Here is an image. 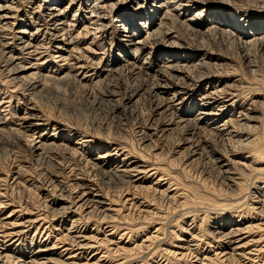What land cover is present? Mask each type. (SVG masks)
I'll list each match as a JSON object with an SVG mask.
<instances>
[{
	"label": "rangeland",
	"instance_id": "obj_1",
	"mask_svg": "<svg viewBox=\"0 0 264 264\" xmlns=\"http://www.w3.org/2000/svg\"><path fill=\"white\" fill-rule=\"evenodd\" d=\"M57 1L61 3L60 6H63L66 0ZM94 1L76 0L71 7L66 8L65 18L70 19L75 12L80 17L83 10L86 15H89V10H92L91 6ZM131 1L119 2V0H116L111 14H108L110 17L109 22L115 20L117 15L122 14H128L130 18L134 17L135 24L140 18L144 17L146 19L151 15L155 28L161 20H165L167 26L171 22V30L175 36H178L171 38L179 44L174 48L177 49V53H181V55H191L193 53L192 55H194L197 51L194 45H203V48H205L203 52L207 54L206 57H202L204 61L209 64L221 63V65L213 68L212 66H204V69L200 72H185L184 79L188 83L193 82L194 85H190L188 88L190 90H187L191 94L189 96L192 99L195 98V101L199 104L203 92L214 85H225V89H229V92L236 95L228 99L227 107L222 108L223 115L217 122L238 118V111L242 107L249 108L253 120L246 122L242 126L243 129L239 127V130L243 132L241 142L239 144L231 142L230 144L224 138H220L224 139L220 140L219 137L210 136L209 132H206L207 130L202 127L197 128L198 130L193 129L197 134L190 137L184 125L179 124V127L178 124L175 125L174 123V120L177 119L175 117L180 113L185 114L188 111L190 118L197 116L198 107L190 105L188 100H185L181 107L155 110V99L150 96L148 90L152 81L154 82L156 79L155 70L164 62L161 61V56H157L155 52L152 53V49L149 48L150 44H147L148 46L144 52H139L132 59L137 66H141L143 62H146L142 65V68L149 65L150 69L148 68L147 72H149L150 77L152 76L151 81L147 80L146 82L149 86L141 90L131 102H126L124 99L120 100V96L113 95V92L119 90L122 92L123 87H133L139 83L138 81L134 82L129 75V66H123L126 65V60L130 59L134 45H129L131 43L122 40L124 36H122L123 32L120 28L117 32L108 31L104 36L97 34L99 37L92 45L88 43L91 41L90 38L86 37V39L85 36H82L84 33L76 35L75 30L74 33H69L72 37H78V39H75L76 41L72 38L69 39L68 33L65 34L63 38L66 39V42L73 40L75 45L78 44L76 46L78 49L72 51L70 55V57L73 55L77 61L79 60L78 64H74V58L63 64L57 61L56 58L51 57L50 41L52 36L36 34L35 40L39 44L46 35L44 40L50 50L48 51V62L41 66L39 81H36V83L31 81L32 84L28 83L27 80L17 82L12 80V83L4 76L5 72L0 70V121L3 123V126H0L3 127L0 131V193L2 194H0L2 196L0 202H3L1 205L3 207L0 208V217L7 216L12 209H21L20 212L14 214L12 219L16 218L21 212V215L19 214L21 217L34 218L46 215V220L37 223V225L41 224L39 225V232L34 236V242L31 243L30 240L34 232V229H31L27 238H25V246L30 247L31 244L32 248H35L39 244L38 241L43 242V244H52L57 234L62 230L64 232V229L70 225L69 217L62 218L59 215L54 217L52 214L50 203L59 197V192L53 193V188L60 184L63 188V195L67 196L76 183H91L93 185L91 193L95 194L97 192L100 199L105 202L104 207L109 208L107 212L109 217L100 220V216L93 214L89 220L85 221L86 215H84L78 229L81 228V232L87 235L95 234L97 238L102 239L103 244L95 247V252H90V250L87 252L73 251L70 255H75V257H71L70 261L72 260L75 264H83L86 261L89 263L94 262L100 256L102 260L100 259L97 262L98 264H164V259H169L168 261L171 262L175 261L172 262L174 264H191L193 263L192 260L177 259L178 257L175 256L173 258V252L171 253V251L176 250L177 246L182 243L181 239L189 238L191 232L197 233L203 240L199 242L196 250L199 256L208 252V250L211 253L218 251L216 250L217 242L210 240L211 237H209L208 231L212 229V225L224 221L234 223L237 218L241 219L243 226L248 225L250 227L249 233L242 235L243 237L246 236L243 241L257 240L260 236L264 239V205L260 208V215L255 213L254 210H250L249 213L245 211L250 208L249 204L254 203L255 205L254 200H264V195H261L264 193V164L261 160L257 161L254 160L253 156L250 157L249 151L252 147L251 144L246 145L249 139H262L264 135V86L259 77L256 80L248 72L249 67L246 65V61L243 62V59L240 58L239 50L231 39L218 34L194 38V36L189 35L187 30L183 29V31L178 22H189L188 17L202 7L205 10H207V7H211L212 11L210 9V13L208 10L203 12L209 15L213 13L214 9L217 11L226 10L228 13L244 11L253 20L257 16L264 17V5L257 4V0H204L187 12H179V10H174L176 0H173L169 6L170 15L166 20V18L160 17L165 9L159 7L160 2L163 0H149L150 4L154 3V9L150 8L148 11L146 8L151 5H147V0H138V3ZM117 2L119 3L117 4ZM53 3L51 1L47 4L52 5ZM14 4H17L15 7V10H17L15 24L11 25L14 33L21 29L29 30V26L31 29L32 23H30L28 15L35 4L27 6L26 3H22L20 0H14L10 5ZM141 4L145 7L138 10L137 6ZM139 14L142 17H139ZM84 23L82 21L81 26L86 25ZM208 24L207 22L203 27L205 28ZM46 26H49V24H46ZM135 27L136 29L132 31L134 34L133 41L140 37L141 33L145 36L144 31H148L150 24L145 28L142 24H137ZM72 28L74 29V27ZM16 35L14 34L13 37L10 31L0 32V41L3 44L5 43L4 45L7 47L0 48V68L6 60L4 51L10 49L17 58L14 61L15 64L18 63L17 65L26 67L30 65L28 61H32L26 58V55L20 53L22 50L20 51L17 47L20 40ZM151 41L152 39L149 42ZM124 42L128 43L124 48L125 50L119 48L121 43ZM158 42V44L151 46H157L156 48L160 45L163 46V43ZM88 46H91L93 50L84 49ZM70 48L71 46L67 50ZM156 48L155 51L159 53L160 50L158 51ZM39 49L41 50V48ZM258 54L253 51L251 57L255 61L257 74L264 80V56ZM211 56L219 57L220 60H214ZM195 62L197 61L191 58L184 64L189 66L191 70V65ZM211 70L214 75H210ZM225 71L232 72L228 78L224 77ZM205 73L206 76L208 73L209 77L199 79V75ZM140 77L143 78L140 75L137 79H140ZM28 86H30V89H28ZM170 92H163L161 95L164 98H169V96L171 97ZM180 92L179 94L183 93ZM183 94L182 96L185 97ZM30 108H34V112L40 114L44 122L41 130L34 135V139L37 140L36 136L42 134L43 139L47 140L57 132L54 136L58 137L53 139L60 143L66 139L67 133H69L72 135L67 144L72 145L77 137L84 136L89 140V144H85L82 148L86 152L85 156L87 158L83 157L86 159L92 158L93 160H96L97 156L107 151L111 152L112 148L116 149V147L123 146L124 150H129V155L133 161H140L141 164L148 165V168H159L158 174L141 181L136 191L130 188L128 192L124 190L125 185L116 179L107 181V179L98 176H90L89 178L87 169L83 165L87 164L89 166L91 162L87 163L84 160H81V164L77 163L76 168L74 166L73 172H68L69 168H66L65 172H59V174L58 171L60 170L55 169L51 161L38 163L39 161H36L38 151L31 153L28 146L29 141L16 131V128H18L17 123L20 121L19 117L25 111L31 110ZM219 108L216 109L221 110V107ZM232 124L235 126L234 123ZM181 127L184 129H181ZM243 138L245 139L243 140ZM53 139H48V141ZM246 139L248 140L246 141ZM190 141H199L198 144L200 145L198 147L200 149L193 152L194 149L190 148L189 145ZM46 154L51 158L57 156L52 149ZM242 163H245V166ZM223 170H228L229 173H221ZM161 175L164 180L157 190L169 188L167 191L168 196L163 195V198L162 195L159 196L157 192H153L150 188L147 189L148 186L155 187L153 182ZM224 175H229V178L224 177ZM88 178L91 180L88 181ZM119 185L121 186L120 189ZM44 197H47L46 200H44ZM124 200L125 202H123ZM237 201L238 203H235ZM64 202L66 203L67 199L66 201L63 200ZM133 202L135 207L132 204ZM63 203L57 207H62ZM237 204L242 206L236 207ZM136 205L138 208H136ZM256 211H259V209H256ZM94 215L97 217L95 218ZM243 217L245 220H243ZM229 228L230 226L226 230H229ZM207 242H211L210 247L205 244ZM254 244L255 246L250 244L246 248H261V250H264V242H261L259 247L256 246L257 243ZM117 247L122 248L120 251H116V254L114 251ZM261 253L259 254L260 261L256 264L264 263V251ZM51 256L58 257L57 254ZM66 256L64 255V257ZM163 257L165 258L163 259ZM237 262L239 261L229 259L225 263L240 264ZM249 264H253V262Z\"/></svg>",
	"mask_w": 264,
	"mask_h": 264
},
{
	"label": "bare ground",
	"instance_id": "obj_2",
	"mask_svg": "<svg viewBox=\"0 0 264 264\" xmlns=\"http://www.w3.org/2000/svg\"><path fill=\"white\" fill-rule=\"evenodd\" d=\"M13 1L14 0H3V1L0 0V32L5 33V31H10V34L13 35V37L14 34H17L18 36L17 35L16 36L20 40V42L17 43L18 45L17 47H19L18 49H20V51L22 50L20 53L26 55V58H29V60L32 61H28L30 65L26 67L17 65L18 63L16 64L14 63V61L17 58L14 56L11 49L8 51H4L5 53L4 55H6V60H5V64L0 68V70L2 72L3 71L5 72L4 76H6L10 82H12V80L15 82L21 80H27L28 83L29 82L32 83L31 81H33V83L39 81V78L41 77L40 70H42L41 66L45 65L48 62L47 61L49 56L48 51H50L48 48V44H46L44 40L46 35L52 36L50 41L51 57H54L56 58L57 61H60L63 64H65L68 63L66 62L67 60L74 58L73 55L72 57H70V55L72 54L71 52L76 51V49H78V47H76L78 46V44L75 45V42L73 40L70 41L68 40V42H66V39L63 38L65 34L67 35L68 33V37H70L69 39L72 38L75 40L76 38L78 39V37L77 36L72 37L70 36L69 33L71 34L74 33V30L76 35H80L81 33H84V35L82 36H85V38L86 37L90 38L91 41L88 43L92 45L93 43H95L94 41L97 39V37L106 35L108 31L117 32L119 31L120 28V30H122L123 32L122 36H124L122 40L131 43L129 45H134L132 54H130V59L126 60V65L123 66L125 67L129 66L130 68V69L128 68L129 75L133 78L134 82L138 81L139 83H137V85L133 87L132 86L123 87L122 92L119 90L117 92H113L112 93L113 95L120 96L119 98L120 100L124 99V101L126 102H131L133 98L137 94H139L141 90H144L146 89V86L147 87L149 86L146 83L147 80L151 81L152 79L151 78L152 76L150 77L149 72H147V69L148 68L150 69L149 65L142 68V65L146 62H143L141 66H137L134 64L132 59L135 56H137L139 52H144L148 46L147 44H150L149 48L152 49V53L155 52L157 56L158 55L159 57L161 56V61L164 62L163 65H161L159 68L155 70L156 79L154 82L152 81L148 90L150 96L155 99V105H154L155 110L156 111L159 109L169 110V108L172 107H179V106L181 107L183 103H185L184 101L188 100L190 105L198 107L197 116H195L194 118H190L189 113H187L188 112L187 111L185 112V114L180 113L179 115H177L175 117L177 119L174 120L175 122L174 121L173 122L175 123V125L178 124V126L179 124H181V126L184 125L190 137H193L195 136V134H197V132H194L193 129L196 130L197 128L202 127L203 129L207 130L206 132H209L210 136L219 137V139L224 138L225 141L230 142V144L231 142H236L238 144L239 142H241V137H242L241 134H243V132L239 130V127L243 129L242 126L245 125L246 122L253 120V116L250 115V110H248L249 108L245 109L244 107L241 106L242 109L238 111L239 113V115L237 116L238 118H234L233 120L227 119L217 122L218 119L223 115L222 108H224L225 106L227 107L228 104L227 102L229 101L228 99H230L231 96L232 97L236 96L232 94L233 92L231 93L228 91L229 89H225L224 87L225 85L221 86L219 84V85L210 86L208 89H206L203 92L202 100H200V104L195 101V98L192 99L191 96H189L191 94H189L188 90L190 89L188 88L190 87V85H194V84L193 82L188 83L185 81L184 73L185 72L187 73L188 71H195V73L200 72L201 70L204 69V66L205 67L212 66L213 68L221 65V63L209 64L207 61L205 62L204 58L202 57H206L207 54L203 52L205 51L203 45L202 46L194 45V47H196L197 49L194 55H192L193 53L191 55H187V54L181 55V53H177V49L174 48L177 47L179 44H177V42H175L173 39L171 40V38L178 36H175L173 34L171 30L172 27L171 22H170L171 24L169 23L168 24L169 26H167L166 25L167 22L165 20L164 21L161 20L159 21V23H157V27L155 28L153 26V20L150 17L151 15L149 16L150 18L147 17L146 19H144V17H142L141 14H139V17L142 18L136 21V24L134 17L130 18L128 14H124V15L122 14L119 16L117 15L116 16L117 18H115V20L109 22L110 17L108 14L109 13L111 14V10L115 5L116 0H110V1L95 0L91 6L92 10H89V15H86L85 11L83 10L82 15H80V17L77 14V12H75V14H72L70 19L65 18V11L66 8L71 7L72 3L75 2L76 0H66L63 6H60L59 4L61 3L57 0H39V2H37V0H20L22 1V3H26L27 6H29L30 4H35L33 9L30 11V14L28 15L30 23H32V27L30 29V26L27 24L29 26L28 28L29 30L21 29L17 33H14L13 31L14 29L11 25L15 24L14 20H16L15 18L17 17L16 16L17 10H15V7L17 4L11 6L10 4H12ZM51 1L54 2L52 5L47 4L48 2ZM121 1H126V0H119V2ZM134 1L137 2L138 0H132L131 2ZM202 1L204 0H176L174 10H179V12L181 11L187 12L190 10V8L194 7L198 3H201ZM119 2H117V4ZM172 2L173 0H163L162 2H160L159 7L165 8L162 11V14L160 16L161 18L163 19L166 18L167 20V17L170 15L169 6L170 3ZM257 4L264 5V0H257ZM147 5H151L150 7L146 8L147 11L150 8L154 9V3L150 4L149 0H147ZM143 7H145V5L141 4L137 6V9L141 10V8ZM206 9L209 11L211 7L210 8L207 7ZM207 10H205V8L203 9L202 7L196 13L194 12V14L188 17L189 22L178 21L181 26L180 28L182 30L183 29L187 30L189 35L194 36V38L195 37L203 38V37H207L208 35L215 36V34H218L219 36L222 37L224 36L231 39L236 44L235 47H237V49L239 50L238 53H240V58L243 59V62L246 61V65L249 67L248 72L252 76H254V79L256 80L258 79L257 77H259L260 81L264 86V80L257 74V70L255 69L256 67L255 61L251 57L252 56L251 53L253 51L259 53L258 55L264 56V17L257 16L255 19L252 20L251 18L248 17V14L246 15V13H244V11L238 13L236 12L228 13L226 10L217 11L215 9L213 13L210 15L207 13L204 14L203 12ZM210 11H212V9ZM208 19L211 20L212 22L209 21ZM17 21H21V20H17ZM82 21L85 22L84 24L86 25L81 26ZM207 22L209 24L204 28L203 26ZM146 23L147 25L150 24V27H148V31L147 30L144 31V33H146L145 36L143 35V33H141L142 35L138 37L139 36L138 34L137 36L138 38H136L133 41L134 34L132 31L136 29L135 25L142 24L143 27L145 28L147 27ZM46 24H49V26H46ZM247 26L249 27L248 29L246 28ZM7 27L9 29H6ZM72 27H74V29ZM79 28L81 29L79 30ZM36 34H46L45 36L43 35L44 37L43 39H41L42 42L40 44L39 42H37V40H35ZM97 34H99V36ZM151 39L152 41L149 42ZM158 41L163 43L164 47L161 45L158 48H156L157 46H151L154 44L155 45L158 44L159 43ZM127 42L121 43L119 48L125 50L124 48L128 45ZM4 44L3 42L0 41V48L6 47ZM69 46H71V48L67 50ZM39 48H41V50ZM155 48L158 51L160 50V52L157 53L155 51ZM84 49L89 50L91 49V46H88ZM148 53H150V51H148ZM212 57L213 56H211V58ZM77 58L79 57L77 56ZM191 58L195 59L197 62L191 65L192 68L190 70L189 66H187L184 63H187ZM212 59L220 60L219 57L217 58L213 57ZM74 60H75L74 64H78L79 60L77 61L75 58ZM172 62H174L175 64ZM79 66L81 67L82 65ZM210 73H211L210 75L212 74L214 75V72L212 70ZM224 73H225L224 77L228 78L232 72L225 71ZM140 75L143 78L141 79L140 77V79H137L138 76ZM201 77L208 78L209 75L207 73L206 76L205 73L203 75H199V79ZM29 87L30 86H28V89H30ZM169 91H171L170 92L171 97L169 96V98H164V96L161 95L163 92L166 93ZM180 91L184 93L182 94L185 95V97H183L182 94H179L181 93ZM174 101L176 102L174 103ZM219 107H221V110H218L220 109ZM30 109L31 110L25 111V113L21 117H19L20 121L17 123L18 128H16V131L20 134V136L23 135L24 137H26L24 139H27L29 141L28 146L31 150L30 151L31 153L33 152L35 153L38 151L37 152L38 155L36 158V161H39L38 163L51 161V164L54 166V168L60 170L58 171V173L59 172L62 173L65 172L66 168H69L68 172L70 171L73 172L74 169L78 166L77 163L81 164V160H84L87 163L91 162V165L89 166H87V164L83 165V167L87 169L89 178L90 176H98L99 178L107 179V181L116 179L119 182H122L123 185H125V189L124 188L122 189H124L126 192L130 191V188H133L134 189L133 191H136V188H138V184L141 181H145V179H147L148 177H152L155 174H158L159 168H152V167L148 168V165H144L143 163L141 164L140 161H133L129 155L130 154L128 152L129 150L128 151L124 150L122 148L123 146L122 147L115 146L116 149L112 148V150H114L113 152L112 150L111 152L107 151L104 154L97 156L96 160L95 159L93 160L92 158L86 159L87 158L85 156L86 152H84L82 149L85 144H89V140L86 139L84 136L77 137V140L72 142V145L67 144L70 140L69 138L72 135V134L70 135L69 133H67L66 139L62 140V142L60 143H57L53 139L55 137H58V136H54L55 133L57 132L54 133L53 135L54 137L52 136V138H48L50 140L53 139L52 141L50 140L48 141V139L47 140L43 139L42 134L36 136L37 140L34 139L33 138L34 135L41 130L42 126H44V122L40 114L34 112V108H30ZM171 123L172 121L170 122V124ZM232 123H234L235 126H233ZM0 126H3V123H1V121H0ZM2 129L3 127H0V131ZM181 129L184 128L181 127ZM224 139H220V140H224ZM244 139L245 138H243V140ZM247 140L248 139H246V141ZM198 142L197 141L191 142L189 144L190 148L192 147V149H194L193 152H195V150L197 149L198 150L200 149V147H198L200 145L198 144ZM246 143H247L246 145L251 144L252 147L251 150L249 151L250 157L253 156L255 158L254 160L257 161L261 160L262 163L264 164V135L262 139L252 138L249 139ZM50 149L54 150L57 156L52 158L51 156L49 157L46 154V152H48ZM83 156H85L86 158ZM217 161H219V159H217ZM244 164L245 163H242L243 166H245ZM221 173L226 174L229 173V171L223 170L221 171ZM162 177H163L162 175L159 176V178H157V180L153 182L155 187L148 186L147 189L150 188L153 192H157L159 196L162 195L163 198V195L168 196L167 191L169 188L157 190V188L162 185L160 183L164 180V178ZM224 177L229 178V175H224ZM89 178L88 181L91 180V179L89 180ZM92 186L93 185L91 183H87V184L76 183L74 187L71 189L70 194L67 196L63 195V188L61 187L60 184H58L56 187L53 188V193L59 192L58 195L59 197L56 198L54 201H51L50 203L52 214L54 217L57 215L61 216L62 218L69 217L70 225L69 227L64 229V232L61 229L62 232L57 234L56 239L52 244H46V243L43 244V242L41 243L38 241L39 244L35 248H32L31 244L30 247L25 246V242H26L25 238H27V235L31 229H34V232L30 240L31 243L34 242V236L39 232L38 231L40 229L39 225L41 224L40 223L37 225V223L39 221L46 220L45 219L46 215H43L42 217H40L41 215L40 216L36 215L37 217L34 218L21 217L19 216V214L21 215L22 213L21 212L18 214L16 218L12 219L14 214H16L18 211L20 212L21 210V209L20 210L12 209L7 216L0 217V264H75L72 260L70 261L71 257H75V255L74 256L70 255L71 253H73V251L81 250L87 252L88 250H90V252H93L95 247L103 244L102 239L97 238L95 234L87 235L86 233L81 232L80 230L81 228L78 229L79 225L82 223V220L84 219V215H86L85 221L89 220V218L93 216V214L100 216V220L109 217L107 213L109 211V208L104 207L105 202L100 199V196L97 194V192L95 194L91 193V190H93ZM120 187L121 186L119 185V189ZM1 195L0 197H2ZM261 195L263 196L264 193ZM46 198L44 200H46ZM66 199L67 202L63 203V200L66 201ZM125 200L123 202H125ZM259 200H254L255 205L254 203L249 204L250 208L248 210L246 209L245 211L246 212L248 211L249 213L250 210H254L255 213H259L260 215L261 214L260 208L264 205V200H260V202H258ZM2 203L3 202L1 201L0 208L3 207L1 206ZM62 203H63L62 207H57ZM235 203H238V201ZM132 204L134 205V202ZM241 206L242 205L237 204L236 207H241ZM136 208H138V206ZM256 209H259V211H256ZM79 215L80 217H78ZM235 220L236 221L234 223L233 222L227 223L226 221H224L222 223L220 222V224L212 225L211 226L212 229L210 228L211 230L208 231L210 235L209 237H211L210 240L217 242L216 250L218 251L215 252L213 251L211 253L208 250V252L200 254L199 256V254L196 253V250L199 246V242H202L203 240H201L199 234L188 232L190 234V237L187 239L185 237L184 240L181 239L182 243L180 242L181 244L177 246L176 250L171 251V253L173 252V258L175 256L176 258L178 257L177 259L183 260L184 258L187 260H192L193 263L191 264H226L225 262L228 261L229 259H235V261H239L237 263L240 264H249L251 262H253V264H256V262L258 263V261H260L259 254L264 250H261V248L247 249L246 246L250 244L255 246L254 243H257L256 246L259 247V244L261 242H264V239L260 236L257 240L250 239L248 241H243L246 236L243 237L242 235H244V233H249L250 227L248 225L243 226V223H241L240 221L241 219L239 220L237 218ZM243 220H245L244 217ZM228 226H230V228L229 230H226ZM148 238H153V237H148ZM261 238L262 240H260ZM210 243L211 242H207L205 244L208 245V247H210L211 246ZM26 247L29 249H27ZM121 248L122 247H117L114 252L120 251ZM57 250H59V252H57ZM165 251H169V250H165ZM53 254L54 255L57 254L58 257H52L51 255ZM64 255L67 256L64 257ZM100 257L96 258V260L94 259L95 260L94 262L89 263L86 261V263L84 262L83 264H98L97 262L100 261L101 259ZM164 258L165 257H163V259ZM168 260L164 259L163 260V262H165L164 264H174L172 262H175V261L171 262Z\"/></svg>",
	"mask_w": 264,
	"mask_h": 264
}]
</instances>
